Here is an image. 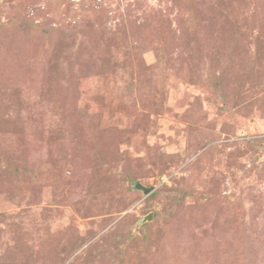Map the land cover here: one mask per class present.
<instances>
[{
	"label": "rangeland",
	"instance_id": "rangeland-1",
	"mask_svg": "<svg viewBox=\"0 0 264 264\" xmlns=\"http://www.w3.org/2000/svg\"><path fill=\"white\" fill-rule=\"evenodd\" d=\"M0 264H264V0H0Z\"/></svg>",
	"mask_w": 264,
	"mask_h": 264
},
{
	"label": "water",
	"instance_id": "water-1",
	"mask_svg": "<svg viewBox=\"0 0 264 264\" xmlns=\"http://www.w3.org/2000/svg\"><path fill=\"white\" fill-rule=\"evenodd\" d=\"M140 189H142L146 194H150L153 191V188H147L144 186H138ZM152 219V215L149 217V220Z\"/></svg>",
	"mask_w": 264,
	"mask_h": 264
}]
</instances>
